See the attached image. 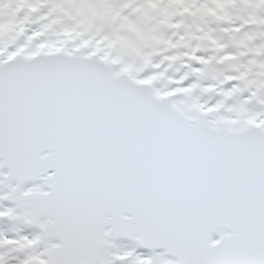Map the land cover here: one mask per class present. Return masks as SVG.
<instances>
[{"label":"snow or ice","instance_id":"1","mask_svg":"<svg viewBox=\"0 0 264 264\" xmlns=\"http://www.w3.org/2000/svg\"><path fill=\"white\" fill-rule=\"evenodd\" d=\"M0 264H264V0H0Z\"/></svg>","mask_w":264,"mask_h":264}]
</instances>
